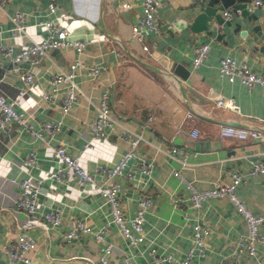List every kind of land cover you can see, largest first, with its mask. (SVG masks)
<instances>
[{
    "label": "crops",
    "instance_id": "1",
    "mask_svg": "<svg viewBox=\"0 0 264 264\" xmlns=\"http://www.w3.org/2000/svg\"><path fill=\"white\" fill-rule=\"evenodd\" d=\"M49 1L0 3V43L18 48L38 40L47 32L40 23L46 19H60L73 36L87 40L80 52L70 46L51 48L38 62L19 64L33 73L34 81L19 95L15 106L29 114L36 126L45 118L56 117L62 118V125L48 142L15 122L0 126V245L15 238L26 217L15 207L19 190L16 181L54 169L57 162L53 144L61 142L70 153L79 154L80 163L100 179L98 165L111 163L127 147L121 132L127 126L143 135L137 154L151 159L152 167L149 173H138L134 179L118 177L122 182L120 201L127 215L133 213L140 194L149 193L152 202L145 213V237L137 246L130 245L115 224L108 226L107 238L113 241L112 264H143L151 246L173 255L172 260L161 264H175L190 244L192 224L198 217L211 230L205 255L193 256L190 264H257V258L264 259V223L260 225L256 255L250 256L236 246L246 223L232 202L225 196H213L200 208L193 207L183 180L173 171L178 169L201 188L226 182L232 170L240 169L246 174L237 185L238 193L255 213L264 212V178L247 172L251 158L264 151V83L247 86L237 78L228 80L217 70L219 58L227 54L246 60L256 71L264 70V0L248 13L234 12L222 23L208 14V26L200 30L192 27V21L208 0H159L157 29L142 37L131 31L141 13L142 0H53L57 4L54 10L48 8ZM123 1L129 6L122 7ZM251 1L233 0L221 9L220 0L214 5L222 13L226 7ZM18 10L24 12L26 30L16 35L11 32L10 14ZM202 41L210 43V51L199 66L193 67L192 47ZM74 58L97 63L100 71L90 75L78 70L76 80L81 90L64 113L60 109L63 87L52 90L48 77L54 69L68 68ZM176 63L189 69L186 78L174 73ZM14 65L0 57V90L7 98L18 95L21 85ZM106 84L111 87L109 104L118 121L105 137L92 138V145L84 147L90 138L88 123L95 113L94 102ZM45 92L52 93L50 98L43 96ZM215 93L232 97L235 108L217 104ZM187 111L194 116L186 117ZM224 122L254 125L262 134L246 138L221 136L219 125ZM178 124L187 130L196 126L199 134L177 132ZM173 146L178 151L172 152ZM30 150L35 151L37 161L24 165L22 159ZM38 196L42 204L30 215L35 223L29 229L31 234L37 236L46 225L43 209L58 205L62 216L49 241L39 243L33 262L91 264L88 258L97 259L101 243L89 233H82L73 245L61 236L76 216L85 217L91 225H100L109 218V206L97 189L91 183L78 188L70 175L66 180L44 179ZM0 264L25 263L9 261L0 249Z\"/></svg>",
    "mask_w": 264,
    "mask_h": 264
},
{
    "label": "built area",
    "instance_id": "2",
    "mask_svg": "<svg viewBox=\"0 0 264 264\" xmlns=\"http://www.w3.org/2000/svg\"><path fill=\"white\" fill-rule=\"evenodd\" d=\"M6 0H0V3ZM262 3V0H252L251 3L244 2L222 10L224 19H230L234 12H242L244 9L250 11L256 5ZM159 0H142L141 13L137 23L131 26V31L138 37L145 36L151 31L157 29L156 8ZM57 4L55 1L48 2V8L54 10ZM122 7L129 6V2L123 1ZM13 25L12 34H20L26 30L24 12L21 10L10 14ZM47 32L38 40H33L16 48L11 43H0V57L7 58L15 65L13 66L18 78L21 80L18 95L7 98L0 90V126L9 122H15L20 127L32 132L38 138L49 141V138L60 130L62 118H45L37 126L32 122L29 114L24 110L18 109L15 105L18 97L24 91L28 90L34 81V75L30 70H24L20 67L21 61L30 63L38 62L51 48L63 46L73 47L80 52L86 45L87 40L73 36L71 30L62 24L61 20L46 19L40 21ZM264 29V27H263ZM210 51V43L202 41L192 47L191 65L199 66ZM78 70H83L90 75H96L100 71V65L97 63H86L82 59H73L69 62L68 68H57L50 72L49 82L52 90L56 91L63 87L62 102L60 109L67 112L77 100V94L81 90L76 80ZM217 70L219 74L224 75L228 80L239 79L247 86L255 83H264V70L256 71L246 60H237L231 55H223L219 58ZM110 84L104 85L100 90L94 102L95 113L88 123L90 138L84 142V147L91 146L92 138H103L107 135L110 128L118 121L113 116L110 104ZM51 92H45L44 97L50 98ZM217 104L235 108L234 99L230 96H224L221 93H215ZM186 117H193L192 111L186 112ZM151 117V116H150ZM175 131H187L192 136H197L199 130L196 126L190 129H183L178 124ZM122 135L126 137L128 145L111 163L98 165L101 172V178L96 179L94 174L80 163L79 154L70 153L61 142L52 145L54 159L57 164L54 169L47 170L43 175L30 178L21 177L16 183L19 190L15 198V207L25 213V218L19 225V230L15 238L1 243L0 249L4 252L9 261L18 260L25 264H50L33 262L34 251L40 242L49 241L53 229L58 228L61 222L62 209L60 206H54L43 209L41 214L46 222L43 228L39 229L37 236L30 233V228L35 225L30 215L38 210L42 204L39 199L40 184L44 179L52 178L56 180H66L70 175L73 176L78 188H83L91 183L103 197L109 206V218L100 225H91L85 217L76 216L70 224L61 231L63 240L73 245L82 233H89L100 241L97 247V259H89L91 264H112L110 255L113 248V241L107 238L108 226L115 224L121 235L130 245L137 246L145 237L144 219L145 213L152 202L149 193H142L137 197L136 207L131 215H127L120 201V190L122 182L119 176L123 175L127 179H134L138 173H149L152 167V160L145 155L137 154V145L141 139H144L141 133H138L127 126L121 129ZM219 134L221 136H234L240 138L254 137L262 134L259 127L249 124H235L230 122L220 123ZM172 152L178 151L176 146L171 147ZM37 161L35 151L30 150L22 159L24 165H33ZM184 182L188 190V198L193 207L200 208L203 202L209 197L225 196L235 209L239 212L246 223L245 232L241 233L236 239L238 249H244L250 256L256 255L257 241L260 238V225L264 223V212L255 213L243 200L238 193L237 185L245 178V172L240 169L231 171L228 181L215 182L207 187H197L191 180L184 178L178 169L173 170ZM249 174H257L264 178V151L260 156L251 158L247 171ZM210 226L201 218L195 219L192 224V235L189 246L182 257L175 259V264H190L193 256H203L206 253V238L210 233ZM75 255V254H74ZM79 256V255H76ZM173 255L170 252L158 251L155 246L148 250V257L143 264H161L164 261H170ZM257 264H264L263 258H257Z\"/></svg>",
    "mask_w": 264,
    "mask_h": 264
},
{
    "label": "water",
    "instance_id": "3",
    "mask_svg": "<svg viewBox=\"0 0 264 264\" xmlns=\"http://www.w3.org/2000/svg\"><path fill=\"white\" fill-rule=\"evenodd\" d=\"M217 0H208L205 5L202 6L201 10L197 12V14L195 15L193 21H192V27L194 29H203L206 28L207 22H206V18L208 14H213L215 15L216 21L221 22L224 20V18L221 16L220 10L218 8H222L223 6H226L227 4L231 3L233 0H220V4L217 7H215L214 2ZM243 4V3H241ZM243 12L248 13V11L246 9L243 10ZM145 64L156 68V66L152 65L151 63H148L146 61H144ZM188 68L185 67L183 64L181 63H176L175 67L173 68L174 73L179 74L182 78H186L188 75ZM179 82V81H178ZM179 86L182 90L183 87L181 86L180 82H179Z\"/></svg>",
    "mask_w": 264,
    "mask_h": 264
}]
</instances>
